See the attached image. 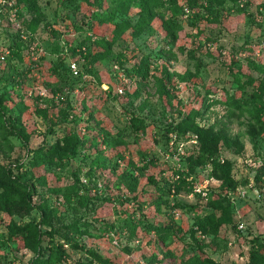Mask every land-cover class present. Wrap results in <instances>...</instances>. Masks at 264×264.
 <instances>
[{"label":"rangeland","instance_id":"1","mask_svg":"<svg viewBox=\"0 0 264 264\" xmlns=\"http://www.w3.org/2000/svg\"><path fill=\"white\" fill-rule=\"evenodd\" d=\"M90 2L94 6L84 0H0V97L6 98L5 117L21 115V123L8 127L25 131L0 135V167L28 184L38 175L47 182L35 184L32 199L42 209L24 218L0 211V264H28L34 256L9 235L12 223L29 222L53 231L57 240L74 237L112 264H185L189 257L246 264L264 245V205L252 193L237 197L236 189L250 183L246 161L264 154V131L254 120L258 105H231L253 90L250 79L264 85V0H198L178 15L187 36L177 41L165 37L161 18L138 36L130 30L114 35L116 0ZM94 9L114 13L113 22L98 19L97 31L77 30ZM136 11L132 7L127 16L133 23ZM98 39L107 46L100 54ZM144 60L149 71L141 79L134 71ZM261 115L264 121V109ZM132 117L145 122L144 135L132 131ZM72 128L84 141L77 155L32 169L31 151ZM102 131L109 132L105 143ZM197 132L219 137L215 161L228 165L239 183L235 190L222 193L212 162L190 170ZM128 180L137 183L133 194L118 188ZM182 181L185 189L175 194ZM224 195L232 223L210 232L202 219L220 214L210 199ZM126 218L168 226L173 236L157 244L154 234L138 228L139 236L127 241L116 233ZM77 229L85 234L78 236ZM64 249L68 256L58 264L85 258Z\"/></svg>","mask_w":264,"mask_h":264},{"label":"trees","instance_id":"2","mask_svg":"<svg viewBox=\"0 0 264 264\" xmlns=\"http://www.w3.org/2000/svg\"><path fill=\"white\" fill-rule=\"evenodd\" d=\"M26 1V0H23ZM74 1V0H70ZM88 5L94 6L90 0H84ZM101 1V0H96ZM198 0H116V12L119 14L120 19L118 23H115L114 35H122L125 30H130L135 36L140 35L144 30L151 27L154 20L161 18L160 27L165 34V37L171 41H177L180 38H185L187 33L178 19V15L184 13L185 7H191L196 4ZM137 7L136 20L131 22L128 16L132 7ZM96 8V7H94ZM103 15L98 9H94L89 15L83 16V21H86V25H80L76 27L77 30H82L84 26H87L91 31H97L96 21L98 19L102 21L113 22L114 13ZM96 34V33H94ZM100 54L103 50H106V42L104 39H98L96 41ZM14 52L15 47L9 46ZM101 56V55H97ZM149 67L147 61H142L138 68L134 71V75L139 76L141 79H145L148 75ZM53 73L60 76L59 69L54 67ZM238 88L242 89L239 79L235 80ZM253 85V90L249 93L244 92L241 98L231 105L232 108L240 110L243 108V102H250L259 106V109L254 114V120L256 125L260 127V132L264 131V121L262 120L261 112L264 109V85L260 82L255 84V81L249 80ZM243 90V89H242ZM6 102L5 95L0 97V135L3 139L10 136H16L18 134H24L22 126L16 131L11 129L8 125L16 126L17 123H21V115L16 117H5L6 109L3 104ZM2 105V107H1ZM24 109H22L23 111ZM8 121V122H7ZM17 122V123H16ZM187 121L183 120L182 127L187 126ZM130 127L137 135L145 134L146 124L142 119L132 117L130 121ZM52 132V130H51ZM5 134V135H4ZM198 134V149L195 155L190 156L189 168L193 171L196 167L213 163L212 175L216 180H219L222 185V193L228 190H235L238 187V181L234 180L230 176V168L226 164H220L215 161L218 153V146L220 139L216 135H207L206 132H197ZM104 137V143L109 137V132L102 131ZM95 139L93 142L95 143ZM116 142L124 144L122 139L117 138ZM84 141L80 140L79 136L74 131V128L69 129L62 137L58 138L53 144L46 146L41 145L38 148L31 151V157L29 165L32 169L38 168L43 164L49 165H62L64 160L71 159L77 155L79 147ZM19 165L18 167H20ZM261 173H259L260 175ZM31 184L28 182L20 181L9 167H0V211L5 212L9 216H18L24 218L29 216L35 208L42 209V205H35L32 201L36 196V185H46L45 175L31 176ZM124 187H118L120 190L124 188L128 191V194L136 192L137 183L134 180H128L127 185L121 184ZM185 189V182L175 186V194ZM134 198L136 196H133ZM221 201L210 199V206L214 210H218L220 214L217 216L214 213L209 214L203 220V227L209 228L210 232H216L217 228L223 224L232 223L231 218V206L230 200L226 195L221 196ZM225 202V205L223 202ZM180 205V204H177ZM184 207V205H181ZM123 224L119 227L120 231L116 233L124 234L127 241H130L139 236L138 228L143 231L144 234H154L157 244L165 243L172 236V231L168 226H161L148 222L135 223L128 218L123 220ZM9 235L11 239L19 238L24 248L34 253V256L30 259L28 264H58L63 262L67 258V252L64 249V245H67L71 250L80 251L85 255V258L80 261L79 264H112V261L108 257L102 256V254L92 248H89L76 240L74 237L65 238L60 241L55 238L53 231H42L38 223L29 222L25 224L17 225L12 223ZM76 234L78 236L84 235L82 229H77ZM43 237H46V242ZM10 264V263H8ZM185 264H213L210 259L189 257ZM246 264H264V245H260L257 249L250 252L248 262Z\"/></svg>","mask_w":264,"mask_h":264},{"label":"built area","instance_id":"3","mask_svg":"<svg viewBox=\"0 0 264 264\" xmlns=\"http://www.w3.org/2000/svg\"><path fill=\"white\" fill-rule=\"evenodd\" d=\"M71 71L77 75L78 71L75 63L71 65ZM246 164L251 175L250 183L246 186L247 188L238 187L236 195L239 198H243L248 193H252L253 198L262 201V205H264V154L249 158ZM259 173L261 174L259 175Z\"/></svg>","mask_w":264,"mask_h":264}]
</instances>
